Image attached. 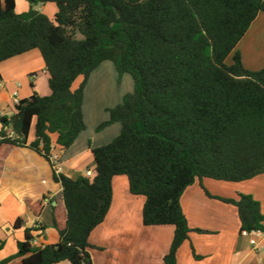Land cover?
Wrapping results in <instances>:
<instances>
[{
  "label": "trees",
  "instance_id": "1",
  "mask_svg": "<svg viewBox=\"0 0 264 264\" xmlns=\"http://www.w3.org/2000/svg\"><path fill=\"white\" fill-rule=\"evenodd\" d=\"M27 1L30 10L19 13L16 0H0V62L38 49L51 93L34 92L19 100L11 117H0V150L28 146L48 160L62 186L63 207L53 213L58 243L33 244V231L46 230L43 222L26 230L16 255L23 264H94L89 237L110 210L116 175H126L130 192L145 197L144 225L174 226L164 264H177L192 231L181 198L196 180L208 196L237 206L241 233L264 232V213L252 195L214 196L202 183L264 173V67L248 70L235 50L264 12V0ZM48 2L58 7L54 19L36 7ZM104 61H112L120 77L131 75L134 91L107 108L109 118L97 127L121 123L111 142L90 145L93 175L73 178L55 170L52 136L67 149L86 129L85 87ZM32 129L35 139L28 144ZM32 209L40 215L43 199ZM22 224L17 219L14 226Z\"/></svg>",
  "mask_w": 264,
  "mask_h": 264
},
{
  "label": "crops",
  "instance_id": "2",
  "mask_svg": "<svg viewBox=\"0 0 264 264\" xmlns=\"http://www.w3.org/2000/svg\"><path fill=\"white\" fill-rule=\"evenodd\" d=\"M36 7L51 19L58 11L54 2ZM30 8L27 0H16L17 12H27ZM235 50L241 53L243 65L248 70L257 71L264 67V12L258 14ZM37 71L44 73L37 76L34 74ZM119 76L112 61H104L94 69L84 91L86 129L67 149L57 147L56 136H52V154L59 156L62 173L77 178L88 170L94 171L96 163L90 147L107 144L119 135V122L97 131L98 125L109 118L107 108L115 105L105 104V110H85L87 90L92 82L107 84L116 80L118 86L115 93L118 96L115 102L121 103L126 92L132 89H122L124 80L128 79L124 74ZM48 77L46 64L38 49L0 62V117H11L15 113L16 100L29 97L34 92L49 95ZM75 82L73 88L79 86ZM89 115L93 119L91 124L88 123ZM34 139L32 129L28 144ZM202 183L214 196L237 198L239 193L250 194L260 202L264 213V173L242 181L204 178ZM112 186L110 210L89 237L94 264H164V256L172 243L174 226L144 225L142 211L145 197L130 192L126 175L114 176ZM41 199L43 209L40 215H36L32 207ZM181 203L192 231L178 249L177 264H264V232L242 234L236 205L208 196L199 180L187 187ZM62 207V186L53 179L51 163L28 146L4 145L0 150V261L15 256L7 264H23L22 259L16 256L18 242L23 241L26 230L38 222L45 223L46 230L33 231V244L44 247L58 243L60 235L54 226L53 213L55 208L61 210ZM17 219L23 220L19 228L14 226ZM252 238L256 240V245L251 244ZM194 252L200 257L196 258ZM56 264L71 262L65 260Z\"/></svg>",
  "mask_w": 264,
  "mask_h": 264
},
{
  "label": "rangeland",
  "instance_id": "3",
  "mask_svg": "<svg viewBox=\"0 0 264 264\" xmlns=\"http://www.w3.org/2000/svg\"><path fill=\"white\" fill-rule=\"evenodd\" d=\"M227 62L229 64L232 63V56H230L227 59ZM124 75H125V78L128 80L127 81L124 80V82L122 84L123 85L122 89L130 88L132 90L130 92L127 91L126 94L132 93L134 91V81H133L131 75H129L128 73H125ZM81 80H82L81 78H78L75 82L76 85H79ZM127 84H129V85L127 86ZM116 86H118V83H116V80L114 81V79L112 81L108 82L107 84L100 83V82H98V83L92 82L91 85L89 86L88 90H87V98L85 99L86 100L85 103L87 106H86L85 110H105V108H104L105 104H108L110 106L119 104V103L115 102L116 98L118 96L115 93ZM87 117H88V123H90V124L93 123V119L91 118V116L89 115ZM85 123H86V121H85Z\"/></svg>",
  "mask_w": 264,
  "mask_h": 264
},
{
  "label": "built area",
  "instance_id": "4",
  "mask_svg": "<svg viewBox=\"0 0 264 264\" xmlns=\"http://www.w3.org/2000/svg\"><path fill=\"white\" fill-rule=\"evenodd\" d=\"M18 102H19V101L16 100V103H18ZM51 160H52V162H53V164H54V168H55V170H56L57 172H61V169H62V168H61V167L59 166V164H58L59 156H57V155H53V154H52ZM86 175H87V176H92V175H93V171L88 170V171L86 172ZM255 232H258V231H254V232H252V233H255ZM242 234H244V235H250L251 233L248 232V231H243ZM33 242H34V240H33ZM251 244H252V245H256V244H257L256 240L252 238V239H251Z\"/></svg>",
  "mask_w": 264,
  "mask_h": 264
}]
</instances>
